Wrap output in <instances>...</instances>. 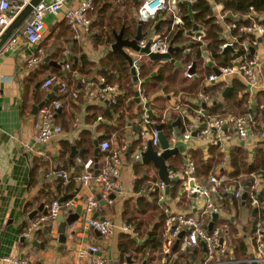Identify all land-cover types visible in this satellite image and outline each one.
I'll return each mask as SVG.
<instances>
[{"label":"built area","instance_id":"2783aa9c","mask_svg":"<svg viewBox=\"0 0 264 264\" xmlns=\"http://www.w3.org/2000/svg\"><path fill=\"white\" fill-rule=\"evenodd\" d=\"M94 1L80 0L76 5L69 6L64 10V18L70 28L72 38L79 39L91 32L89 12L93 9ZM112 1L121 4L125 0ZM182 1L184 0H136L139 5L131 13L136 24L142 22L141 35L136 41L138 49L124 47L126 53L131 57L129 70L131 67L135 70L137 80L134 86L139 99L136 102L138 110L131 132L144 140L139 149L132 153L135 160L141 161V152L146 149L148 140L151 141L152 148L157 154L163 151L156 124L163 123L166 115H161L159 120L156 119V116L155 118L150 117L148 110L151 109L153 112V109L148 102L150 98L142 84L143 79L140 77V66L145 59H149L150 53L165 54L169 51L170 46L175 47L170 53V58L155 60L159 64L180 62V59L173 56L175 52L182 56L191 52L196 53L200 59L201 67L210 68V72L204 76L203 86L223 82L224 84L220 86L222 92L232 73L240 74L249 93L256 89L259 80L260 65L256 59L252 58L249 48L250 46H253L254 49L258 46H264V25L260 22L261 18L253 8L250 7L249 12L239 15L223 10V4L220 2L207 0L212 2L213 15L221 27L220 38L222 41L218 44L216 52L221 55V51L228 46L235 50L234 52L227 50L224 58H220V61L223 60L221 64L213 56V50L209 46L210 40L206 36L205 25L194 20L189 26L186 24L184 14L187 6ZM188 1L193 2V0ZM29 2L30 0H0V36L13 17ZM64 4H66V0H41L35 5L25 19L23 29L14 30L0 45V59L9 51L16 49L21 37L27 44L37 45L45 29L44 18L46 14H57ZM158 21L160 23L155 27ZM193 23H196L195 28H192ZM240 35H245V37L240 39ZM146 46H148V52L142 51L141 49ZM60 54L63 68L70 71L71 74L77 75L78 83L81 86L77 88L60 76L50 74L43 80L42 88H50L55 84L60 95L72 100L79 97L82 89L88 102L101 103L104 108L110 110L113 119H116L121 114V110H116L119 103L118 99L123 93L120 84L109 82L103 75L90 79L79 74L72 68L73 57L69 44L61 46ZM44 55V49L37 47L35 52L28 57L27 66L37 64ZM225 59L229 64H224ZM213 67H217L220 74H216ZM195 69L196 66L191 61L182 64V74L186 78L196 76ZM134 97L135 95L132 98ZM211 101L212 98L208 93L198 90L194 93L191 101L181 100L173 106V110L178 114L180 121L182 119V130L178 131L172 128L166 138L168 149H173L178 145L184 146L183 150L180 151L183 156V163L179 170H175L169 169L166 162L168 176L178 177L182 183L183 191L188 195L193 194L197 205L195 206L196 212L174 210L168 202L165 182L158 178L151 183L149 190L156 191V203L164 216L166 226L165 250L157 264H264V195H262V201L258 198L260 192L264 194V176L261 173H250L252 182L248 186L244 184L242 176L229 177L226 173H210L206 177V182H202L197 177V166L189 151L192 148L189 144H192L193 139L200 140V138L208 137L210 143L220 141L230 120H232L235 136L243 140L249 137L253 144L264 139V130L254 131L250 112L235 117L205 113L206 108H203L202 103L210 105ZM247 104L250 108V101H247ZM61 107L62 100L54 96L45 101L38 109L32 124V142L26 144V151L31 156L46 155L43 145L63 132L62 125L55 122V116ZM261 108L264 109V106L262 105ZM102 120H104V116L99 113L95 117V122L99 123ZM77 122L78 118L76 117L73 124H77ZM202 122L205 125L200 128ZM192 132H195L194 136ZM127 147L124 140L117 144H113L110 139L106 138L99 141L98 148L99 153L103 155V161L98 166L96 173L94 172L93 159L82 157V159L79 158L82 168L76 175H71L67 170L57 168H46L44 171V175L48 178L59 179L65 183L73 180L78 182L81 187L93 188L98 191L97 196L99 198L89 194L81 202V224L84 229H95L105 237L111 236L116 226L110 218H101L100 214L103 205L112 202L113 198L110 194L123 191L120 168ZM244 192L246 197L242 200L241 197ZM228 197L231 201L241 200L247 204L249 211L255 208L249 234L254 248L252 256L246 255L235 258L230 254L232 249L227 242L230 213L224 211V202ZM100 200L104 203L101 204ZM73 207H75L73 199L62 202L54 199L47 205L46 213L28 221L22 230V236L31 240L32 233L36 228L41 227L44 223L56 221L60 213ZM95 213L97 215L93 216ZM215 213L217 217L213 220ZM212 220L213 225L208 228ZM119 227L123 231H131V227L127 223H122ZM181 232L182 236L179 238L176 248L172 250V246ZM220 239H222L221 242ZM201 242L205 244L206 250H202V259H196L194 256L196 250L202 248ZM74 255L77 259L88 261L89 264H109L106 256L99 253L98 247L93 244L79 245L75 249ZM4 259L10 260L14 264H32L25 257H6ZM175 260L178 262L175 263Z\"/></svg>","mask_w":264,"mask_h":264},{"label":"crops","instance_id":"0c3cea01","mask_svg":"<svg viewBox=\"0 0 264 264\" xmlns=\"http://www.w3.org/2000/svg\"><path fill=\"white\" fill-rule=\"evenodd\" d=\"M79 1L66 0V4L63 5L60 12L57 14H46L44 18L45 29L37 45L27 44L24 38L21 37L16 49L9 51L0 59V264H14L10 260H5L4 258L6 257H25L32 264H89L88 261L77 259L74 255L75 249L85 243L96 245L99 251H101V254L106 256L109 264H120L118 261V237L120 234L126 233L135 240L136 244H141L146 239V234L154 229L157 223H161L162 227H164V237H166L164 216L157 203V209L150 210L147 204L149 199L139 198L144 191L149 190L151 183L158 179L157 169L152 162L144 164L142 161L136 160L144 164L145 170L144 180L141 183H137V177L131 163L132 160H135L132 157V153L136 152L141 142L144 141L137 134H132L131 132L138 110L136 102L133 103L131 108L126 105L123 106L120 109L121 114L116 119H113V116H111L109 119L104 118L101 122L96 123L94 118H90L87 106L90 104H95L98 108H103V106L98 102H88L81 89L78 98L70 101V103H66L63 111L65 116L57 115L58 112L62 111V107L58 110L55 116V122L62 125L63 132L54 136L43 145L46 155L31 156L26 151V144L32 142V124L36 118V114L31 113L32 104H36L38 97H40V101L49 100L47 94L52 92L56 86L54 84L50 88H42L41 84L45 77L50 74H56L62 78L61 72L56 71V69L63 71L60 54L61 46L63 44L70 45L74 61H78V56L84 53L86 58L95 65L94 71L88 73V76L76 70L79 74L90 79L101 75L98 74L97 68H99V62L107 54V48L103 45L95 46L90 33L79 39H74L72 36H63L61 32L64 28L65 21L64 10L69 6L76 5ZM256 14L260 18L264 17V13ZM23 26L24 22L19 27V30H22ZM37 47H41L45 51L43 60L47 56L49 61H53L60 66H54L45 60L49 65L48 68L40 66V63L27 66L26 62L28 57L35 52ZM48 54H51L52 58ZM251 56L260 65L259 80L256 84V89L252 93H249L239 73H232L228 78L226 86L231 85L233 89V80H238L245 85L244 91L247 92V98L244 104L247 108L246 112H250L254 131L260 132L264 130V120L262 119L264 109L261 108L262 105L264 106V46L256 47ZM130 79L129 85L134 90V81L131 75ZM107 80L120 84L118 80L113 81L108 78ZM73 81H76L75 86L79 88L78 84L80 83H78L79 81L75 74H71V83ZM145 90L147 94L149 93L148 96L151 99L164 95L162 91L150 92L151 89L147 87H145ZM54 94L55 96L59 94L57 87L54 90ZM133 96L134 94L131 98ZM193 96L194 93L187 90H180L178 92L169 91L165 99H163L162 108H158L157 106H151V108L155 114H157L156 111H161L160 113L162 115L165 114L168 116L176 113L173 110V106L176 103L181 100L191 101ZM223 97L225 96L221 95L219 100H222ZM24 98L27 99V104L30 106L28 110L22 111ZM247 101H250V108L248 107ZM253 104H255V108L252 107ZM208 107L209 105L205 107L206 113ZM254 110H257L255 115L252 112ZM108 112L111 114L109 109ZM240 114L242 112L238 108L233 111L227 106L226 112L222 115L235 117ZM76 117L78 118V122L77 124H73V120ZM181 122L182 119L176 126H171V129L175 128L180 131L179 124ZM227 126L222 139L217 141L220 151L227 156L232 146L241 144L247 150L248 156L251 157L256 143L253 144L249 137L245 140L237 138L233 133L232 120L228 122ZM200 128L202 127L200 126ZM106 133H109L106 139H110L113 144L124 140L128 146L120 168V179L123 185V191L114 194L112 202L110 204L105 203L100 214V217L110 218L115 224L116 229L114 233L108 237L100 234V237L95 233V229H84L81 224L80 212L78 219L71 225L66 226L64 242L58 241V221H50L36 228L32 233L31 240L24 238L22 236V230L31 219L29 214L37 209L40 203H44V208H46L54 199L59 200L63 195H67L65 200L73 199L75 201V207L72 208L74 210L77 205H81V202L87 195L93 194L97 197L98 191L93 188L81 187L78 182L73 180L65 183L59 179L48 178L44 175V171L46 168H57L67 170L71 175L78 174L82 168V163L79 158H92L94 161V146L91 153L86 157L78 153L70 157L71 146H76L77 141L83 137L98 140V137ZM138 140L139 143L137 142ZM99 141L101 140H98V143ZM133 143H135L134 147H132ZM208 144H210L208 137L205 139L200 138V140L193 139L192 144H189L192 146L189 151L191 152V150L202 148L203 158H207L209 157V153L206 150ZM129 147H131V150L128 152ZM76 148L82 150L83 153V149L77 146ZM175 155H179L177 162L180 168L183 163V156L180 151ZM36 158L38 161L32 163V159ZM168 159L166 162L169 164ZM102 161L103 155L99 153L97 160L98 166H100ZM219 167H222L221 169L223 167L227 169L226 164L222 161L205 175L197 171V177L202 182H206V177L210 173H224ZM240 176L243 179L245 177L244 174H240ZM176 181L180 182L176 186H173V181L169 184L168 202H170L171 207L174 210L196 212L195 206L197 202L193 194L188 195L183 191L181 181L179 179ZM224 208L226 213H230L227 237L229 247L232 249L230 254L234 256L233 242L239 238L245 243L247 255H251L254 249L249 236L253 216L251 214L252 211H249L247 204H242L241 200L231 201L229 197L224 202ZM125 210L130 214L127 217H136V221L131 220L127 222V217L123 216V211ZM62 213L66 214L67 211ZM241 213H246L247 215V219L243 223L239 221ZM41 214V211H37L33 217ZM126 222L127 224L130 223L131 231H123L120 229L119 226ZM137 224L139 225L136 231L134 227ZM43 225H48L46 232L43 231ZM33 241H37L38 245H34ZM39 243H42L43 246H40ZM162 250H165L164 242L162 244ZM162 250L151 251L149 255L152 258L147 264H157L163 254ZM194 257L196 259L202 257V248L196 250ZM140 263L139 259V262L136 261L134 264Z\"/></svg>","mask_w":264,"mask_h":264},{"label":"trees","instance_id":"16d2710c","mask_svg":"<svg viewBox=\"0 0 264 264\" xmlns=\"http://www.w3.org/2000/svg\"><path fill=\"white\" fill-rule=\"evenodd\" d=\"M215 2H220L223 4V10L231 11L233 13H237L239 15L245 14L249 12L250 7L258 13H264V0H215ZM139 5V2L134 0H125L121 4H116L112 0H95L93 4V9L89 12V16L91 18V32L90 36L92 37L93 44L103 45L107 48L108 52L99 62V68H97L98 74L106 76L110 80H118L123 88V93L120 95L118 99V105L116 110H120L123 106H128L131 108L133 106L134 98L131 96L135 93L129 85L130 79V70L129 65L123 55L113 52L110 49V44L114 41V32H118L122 27L123 36L126 38H132L136 33L137 24L133 21L131 17V12L133 8ZM192 12H193V20L197 22H201L206 27V36L210 40L209 46L213 50V56L220 61L222 55L216 52L218 44L222 41L220 38L221 27L216 22V18L213 15L212 11V2L207 0H193L192 2ZM184 19L186 24L189 26L191 24V19L186 13L184 14ZM260 22L264 25V17L261 18ZM62 34L65 37L71 36L70 28L66 22L64 21V28L62 29ZM245 35H240V39H243ZM50 58H52L51 54H48ZM173 56L176 59H180L178 63L165 62L159 64L157 61L152 59H145L140 68V77L143 79V86L150 88V92L162 91L164 95L156 96L155 98L149 99L150 106H157L158 108H162L163 99H165L167 93L169 91L178 92L180 90H187L189 92H197L198 90H202L203 92L208 93L212 101L207 108V114H224L226 112V107L229 106L231 110L235 111L238 108L242 113L247 111L245 104L247 98V92L245 90V85L238 80H233V89L219 100V97L222 95V90L220 86H222L223 82L212 83L207 86H203L204 76L205 74L210 72V68L201 67L200 59L196 53H188L186 55H181L178 52H175ZM193 62L196 66V76L192 78H186L182 74V64ZM43 67L48 68L49 65L43 59L38 62ZM37 63V64H38ZM72 68L74 70H78L85 76H88V73H92L94 71L95 65L90 62L84 53H81L78 56V61H74L72 59ZM224 64H229V62L225 59ZM36 65V64H34ZM39 66V67H40ZM63 71L60 69H56L57 72H61L62 78L65 79L68 83H71V73L70 71L63 68ZM152 72H155L153 76L150 77L149 80H145L147 77L151 75ZM72 84L76 85V81H73ZM149 94V93H148ZM55 98H59L62 100V111L58 112V116H65L64 107L66 103H70L72 99H66L63 95L57 94ZM131 98V99H130ZM40 102V97L36 99V104ZM29 104H27V99H23L22 111L29 109ZM72 106V105H71ZM99 109V111H98ZM88 114L90 118L96 117L98 113H102L104 118L109 119L111 115L109 114L106 108H98L95 104H90L87 106ZM251 111V109H250ZM156 119L159 120L162 113L156 111ZM255 115L257 110L252 111ZM176 113H172L171 115L166 116L165 121L163 122L162 130L166 137L169 136L171 129V120L173 121L177 118ZM264 120V116L262 117ZM170 120V121H169ZM101 124V123H100ZM180 131L182 130V124H179ZM109 133H106L100 137L98 140H102L107 138ZM139 143V140L137 141ZM76 146L83 149V155L86 157L91 153L93 149V140L87 137H83L81 140L77 141ZM135 146L133 143L132 147ZM68 149V147H67ZM207 152L209 153V157L203 158V150L202 148H198L195 150H191V156L194 159L197 165V171L200 174H207L210 170L214 169L217 165H219L222 161L226 164L227 169H221V171L226 173L229 177H237L240 174H244V184L246 186L250 185L252 182L250 173L256 172L261 173L264 176V144L256 143L253 154L251 157L248 156L247 150L243 145L237 144L231 147L227 156L220 151L219 144L210 143L206 147ZM179 155H174L169 157L168 167L173 168L175 170H179L177 158ZM38 159H32V163L37 162ZM41 163V162H40ZM132 166L135 171V175L137 177V183H141L144 180V164L139 161L132 160ZM33 171V168H32ZM180 182L173 181V186H176ZM261 196L264 195L261 193ZM144 199H149L147 202L148 209L156 210V191L146 190L142 194L141 197ZM149 211V210H148ZM130 214L127 210L123 211V216L127 217ZM136 217H127L126 221L130 222L131 220H135ZM126 222V223H127ZM130 224V223H128ZM134 225V223H133ZM134 229L137 231V226ZM146 239L141 244H136L135 240L131 238L128 234L122 233L118 237V261L120 264H127V257L130 258L131 263L134 264L136 261L140 264H147V262L152 258L149 253L155 250H162V244L165 240L164 227H162L161 223H157L154 229L150 230L146 234ZM233 250L235 258H240V256L247 255V249L245 243L242 239H236L233 242ZM163 251V250H162ZM178 261L175 260V263Z\"/></svg>","mask_w":264,"mask_h":264},{"label":"water","instance_id":"95a60500","mask_svg":"<svg viewBox=\"0 0 264 264\" xmlns=\"http://www.w3.org/2000/svg\"><path fill=\"white\" fill-rule=\"evenodd\" d=\"M41 0H30V2L28 4H26L23 9L18 12L13 19L11 20V22L8 24V26L5 28L4 32L1 34L0 36V45L7 39V37H9V35L16 29H18L21 24L25 21V19L29 16V14L31 13L33 7L35 5H37ZM136 1V0H134ZM183 4H185L187 6V14L190 17L191 21L193 20V12H192V3L188 0H184L182 1ZM160 21L157 22V24L155 25V27H157L159 25ZM141 26H142V22H138L137 23V27H136V33L135 35L132 37V39H128L126 37L123 36V30L124 27H122L118 32H114V41L110 44V49L113 52L119 53L121 55H123V57L125 58V60L127 61L128 65L131 64V57L126 53V51L124 50V47L128 46V47H132L134 49H138L137 46V39L140 37L141 35ZM196 27V23L192 24V28ZM174 46H170L169 47V51L165 54H158V53H150L149 54V58L152 60H160L162 58H170V53L174 50ZM144 52H148V46L144 47L143 49H141ZM229 50L231 52H234L235 50L233 49V47L228 46L226 48H224L221 51V55L222 58H224V55L226 53V51ZM251 53H254V47L250 46L249 48ZM45 61H49V58L47 56H45L44 58ZM50 64L59 67V64H56L53 61H49ZM220 63H223V60L220 61ZM210 64V63H209ZM213 70L215 71L216 74H220V71L217 67H213ZM130 73L132 75V80L134 81V83H136V74H135V70L133 67L130 68ZM155 74V72H152L151 75L149 77H147L145 80H149L151 76H153ZM78 87H80V84H78ZM56 89V86L53 88L52 92L47 94V98L50 99L52 97L55 96L54 94V90ZM232 89L231 85H227L223 92H222V96H226L227 93L230 92V90ZM135 97H134V101L138 102V96H137V92L135 91L134 93ZM45 103L44 100L40 101L37 104H32L31 107V113L32 114H36V112L38 111V109ZM203 108L206 107L205 103H202ZM253 108H255V104L252 105ZM108 110V109H107ZM150 117L155 118V114L152 112L151 109L148 110ZM204 112L206 113V111L204 110ZM170 121V120H169ZM180 121V118H176L175 120H171V125L172 126H176ZM205 123L202 122L201 123V127H204ZM162 126L163 123H157L156 124V128L159 130L158 132V137H159V141H160V145L161 148L163 149V151L160 154H157L156 151L152 148L151 145V141L148 140L147 141V147L144 151L141 152V161L144 164H147L149 162H152V164L156 167L157 169V175L158 178L163 180L166 184V192H168V188H169V184L172 181H176L178 179V177L174 176V177H169L168 176V170H167V163L166 160L172 156L177 154L179 151H182L184 146L183 145H178L173 149H168V141L166 138V135L164 134L163 130H162ZM192 135H195V132H192ZM260 144H264V139L259 141ZM93 146H94V172H98V154H99V148H98V140L97 139H93ZM131 150V147L128 148V152ZM75 153H78L79 155L83 156L82 150H78L76 148L75 145L71 146V153H70V157H72ZM110 196L113 198L114 194H110ZM230 196V195H229ZM246 197V193L244 192L242 194L241 199L244 200ZM67 198V195H63L61 198H59V201L62 202ZM97 198H99V196H97ZM258 198L260 201H262V196L260 194H258ZM100 203L103 204L104 202L102 200H100ZM242 204H244L242 202ZM264 204V203H263ZM244 210V207H243ZM37 211H41L42 213H46L47 209L44 208V203H40L39 206L37 207V209L33 210L30 214L29 217L32 218ZM81 212V205H77L76 208L74 210L72 209H68L67 213H60L57 216L56 221H58V225H57V232H58V241L59 242H64L65 241V235H64V231L66 229L67 225H71L73 222H75ZM252 215L255 214V208L252 209L251 212ZM97 214L95 213L93 216H96ZM217 217V214H213V220ZM103 218V217H101ZM213 220L209 223L208 228H211L213 225ZM48 228V225H43V231L46 232ZM95 233L97 235H100L99 231L95 230ZM182 236V232L179 233L178 235V239L175 240L173 246H172V250H174L176 248V245L178 243L179 238ZM222 241V239H220V242ZM34 245H38L37 241H33ZM40 246H43L42 243H39ZM201 246H202V250L205 251L206 247L205 244L203 242H201ZM99 253H101V251H99ZM252 256V254L250 255ZM202 259V258H201ZM131 260L129 257H127V264H130ZM252 264H257V263H252Z\"/></svg>","mask_w":264,"mask_h":264},{"label":"rangeland","instance_id":"374dc122","mask_svg":"<svg viewBox=\"0 0 264 264\" xmlns=\"http://www.w3.org/2000/svg\"><path fill=\"white\" fill-rule=\"evenodd\" d=\"M137 7V6H136ZM135 7V8H136ZM134 9V8H133ZM246 219H247V215H246V213H241V218L239 219V221H240V223H243V222H245L246 221ZM178 254V253H177ZM176 254V255H177Z\"/></svg>","mask_w":264,"mask_h":264}]
</instances>
